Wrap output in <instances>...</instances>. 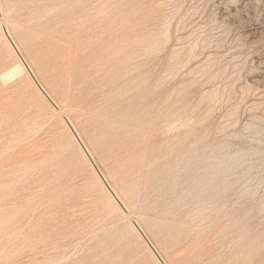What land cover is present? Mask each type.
<instances>
[{"label":"rangeland","instance_id":"obj_1","mask_svg":"<svg viewBox=\"0 0 264 264\" xmlns=\"http://www.w3.org/2000/svg\"><path fill=\"white\" fill-rule=\"evenodd\" d=\"M3 1L6 22L49 10L54 21L66 19L82 75L99 69L108 80L127 60L128 81H119L109 109L137 117L149 133L173 121L176 110L175 131L148 140L159 154L179 155L175 190L217 165L227 176L226 188L214 194L218 209L201 217L197 206L186 210L201 226L205 215L206 223L239 217L249 240L257 237L250 264H264V0ZM0 56V264H119L104 245L117 225L101 221L93 202H105L102 192L94 187L88 196L61 163L66 138L58 117L30 84L17 91L1 78L8 51L0 47ZM79 101L68 106L71 118L83 108ZM155 196L141 198L135 218L154 213ZM171 249L173 259L163 253L169 264H193L184 245ZM222 249L230 252L227 243Z\"/></svg>","mask_w":264,"mask_h":264},{"label":"bare ground","instance_id":"obj_2","mask_svg":"<svg viewBox=\"0 0 264 264\" xmlns=\"http://www.w3.org/2000/svg\"><path fill=\"white\" fill-rule=\"evenodd\" d=\"M49 11L26 14L23 23L6 22L3 17L7 7L0 0V47L9 54L1 78L6 83L14 81L17 91L23 90V82L30 84L46 112L58 117L66 138V143L61 142L58 150L61 163L81 182L88 196L94 194L95 188L102 192L105 202L98 198L93 200L98 216L105 223L117 225L104 243L110 248L109 257L113 263L163 264L162 260L169 264L163 253L173 259L175 253L171 248L184 245L192 252L193 264H244L245 260L250 264L257 237L249 240V230L240 227L239 217L230 219V223H215L216 220L206 223L210 216L205 215L201 226L186 210L189 206H197V215L201 217L213 206L218 209L214 194L226 188L225 167L214 166L197 183L175 190L177 181L172 177L179 167V155L159 154L156 152L159 147H151L148 140L166 130H174L177 111L171 113L173 121L154 133L146 132L147 126L137 117L111 111L112 93L119 88V81L127 83L130 75L127 60L108 80L100 79L99 69L82 75L78 71L79 45L73 46L69 22L66 19L54 21ZM55 63L65 64L59 73L52 70ZM86 85L90 86L88 90H84ZM77 101L83 108L71 118L67 114L68 106ZM39 117L48 118L46 113H40ZM141 131L146 133L139 135ZM81 133L86 134L88 143ZM137 136L141 137L140 141L136 140ZM155 153L157 155L153 156ZM113 155L118 159L114 160ZM149 192H156L155 201L149 204L154 213L143 215V211L135 218V208ZM226 243L229 253L222 249Z\"/></svg>","mask_w":264,"mask_h":264},{"label":"water","instance_id":"obj_3","mask_svg":"<svg viewBox=\"0 0 264 264\" xmlns=\"http://www.w3.org/2000/svg\"><path fill=\"white\" fill-rule=\"evenodd\" d=\"M10 40V39H9ZM10 42H11V45L15 48V50H16V47H15V45H14V43L10 40ZM19 56L21 57V55L19 54ZM22 58V57H21ZM29 73L31 74V76L33 77V79H34V81H35V83L37 84V86H39V83L37 82V80H36V78L34 77V75L32 74V72L29 70ZM39 88H40V86H39ZM48 97V96H47ZM49 98V97H48ZM49 100H51L50 98H49ZM160 259V258H159ZM161 260V259H160ZM161 262L163 263V264H165L162 260H161Z\"/></svg>","mask_w":264,"mask_h":264}]
</instances>
